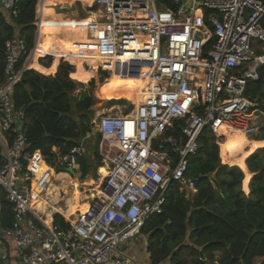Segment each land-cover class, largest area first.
I'll list each match as a JSON object with an SVG mask.
<instances>
[{"label":"built area","instance_id":"2783aa9c","mask_svg":"<svg viewBox=\"0 0 264 264\" xmlns=\"http://www.w3.org/2000/svg\"><path fill=\"white\" fill-rule=\"evenodd\" d=\"M19 1L0 0V8L17 17ZM87 6H95L89 11L95 17L85 24V40L74 44L82 68L94 70L101 84L115 72L141 79L143 101L129 102L124 112L101 109L92 131L65 154L53 149L56 158L48 164L39 151H26L24 113L12 101L27 69H15L27 53L25 43L20 37L6 43L0 189L13 221L0 228V264H138L121 248L162 212L171 188L187 199L196 194L199 182L186 172L203 134L219 147L223 129L250 140L263 130L264 113L248 88L264 67V0H87ZM36 21L34 47L40 37ZM94 136L100 195L69 219L58 213L67 228L54 223L55 212L47 225L33 207L45 198L36 188L46 185L51 170L69 176V169L80 177L79 160L90 154ZM38 161L49 169L37 174ZM18 181L24 185L17 187Z\"/></svg>","mask_w":264,"mask_h":264},{"label":"trees","instance_id":"16d2710c","mask_svg":"<svg viewBox=\"0 0 264 264\" xmlns=\"http://www.w3.org/2000/svg\"><path fill=\"white\" fill-rule=\"evenodd\" d=\"M37 1L20 0L17 17L0 8V85L5 81L6 43L15 37H20L25 43L27 53L20 57L16 71L22 70L34 47ZM75 6H78L77 0H41L37 6L39 41H43L47 32L52 30L50 33L59 38L67 34L70 40L79 42V32L75 27L78 17L72 15ZM67 10L74 25H68L60 17ZM51 12H57L60 16L56 22L47 25L44 19ZM75 50L68 40L63 45L56 40H48L40 46L38 55L42 53L39 58L37 55L31 66L42 67L43 70L30 67L22 73L13 88V105L24 113L22 129L27 138L26 151H39L51 165L56 158L53 149L65 154L91 131L89 123L94 116L90 111L91 99L86 95L78 99L75 95L77 84L70 75L80 82L87 81L91 76L72 61L71 56L81 61L75 56ZM37 58L40 63H37ZM63 59H68L74 65L73 73L68 68L73 65L69 63L67 67L62 63ZM259 74V80L249 86L248 95L257 100L264 113V67ZM122 79L125 81L118 79L102 96L123 99L135 105L137 83L132 78ZM223 134V141L234 143L240 139L231 131H223ZM7 138L10 143L11 137ZM253 140L261 142L262 146L246 159L245 178L248 179L250 173L252 176L245 180L241 169L220 163L215 138L203 134L200 139L202 148L190 160L186 172L187 178L199 182L196 194L187 199L179 193L178 187L171 188L162 212L151 217L141 229L150 264H186L184 253L190 255L192 264H264V130ZM97 142L98 137H95V142L89 148L90 155L79 160L81 179H85L89 172L97 177L96 169L100 162ZM235 145L238 147V144ZM1 162L0 147V165ZM37 166L48 170L40 161ZM48 172L55 175L53 171ZM213 173L215 177L210 178ZM202 176L203 179L200 178ZM33 207L36 208V205ZM37 209L43 210V207ZM12 221V205L0 189V228L9 227ZM54 223L61 228L68 227L60 215L54 217Z\"/></svg>","mask_w":264,"mask_h":264},{"label":"rangeland","instance_id":"374dc122","mask_svg":"<svg viewBox=\"0 0 264 264\" xmlns=\"http://www.w3.org/2000/svg\"><path fill=\"white\" fill-rule=\"evenodd\" d=\"M39 2H40V0H38L37 4H36L35 22L34 23H37V21H36V19L38 17L37 5H38ZM84 3H86V2H84ZM56 10H58V9H56ZM74 11L76 12V15H75ZM83 11H84L83 7L81 6V9H80L79 5L75 6V9H74V7L72 9V15L74 16V18L78 17L77 21L75 23V27L77 28V30L79 32V38H80L79 42L84 41V38H83L84 37V33H83V31L85 30V28L83 27V21H82V17L84 16L83 15ZM65 14H70V12L67 10V11H65ZM34 42H35V39H34ZM69 51H71V50H69ZM71 59H72V61H74L75 64H77V66L81 65L80 63L82 61L75 60L73 56H71ZM26 62H27V60H25L23 66L26 64ZM38 62L40 63V61H38ZM93 62L94 61L89 63V65L92 67V69H93V64H94ZM62 63H64V65H66L67 67H68V65L71 64V62L68 59H63ZM80 67L82 68V65ZM68 68H69V70L72 73L74 72V66L70 65V67H68ZM84 72L91 76L85 83L73 79V77L71 76L72 74L70 75L71 80L76 82V84H77V90L75 91V95L78 97V99H81L82 96L86 95V97H89L91 99V104L92 105L96 106V104L101 101V102H104V106H103L104 108L114 109L115 111H118V109H119V110H121V112L125 111L127 105H126V103H121V101H124L123 99H116V98H113V97L102 96V94L104 92L103 89L105 88V85L102 84L101 86H99L101 83L100 84L97 83V81L95 79V76L93 78V75H96V72L94 70H92L90 72L84 70ZM117 76H118L117 74H113L110 77L109 83H107V86L109 85L111 87V85H113L114 82L118 81V79L120 81H123V80L125 81V79H120ZM128 80H130V79H128ZM134 80H136V79H134ZM263 91H264V89H263ZM112 101H115V103H113ZM259 111H261L260 108H259ZM96 115H94L92 117V119L90 120V123H89L91 131L93 129V124H94V121L96 119L95 118ZM261 116H262V120H264V114L261 115ZM263 130H264V126H263ZM239 138L240 139H239L238 142H234L235 144H238V147H236L237 145H235L234 143H230L228 141H224V142L220 141L219 142V147H218L219 148V159H220V163L222 165H228L230 167H233V166L238 167L239 169H241V171L243 172V175H244V173L246 172V168H247L246 164H245L246 159L250 155L255 153L258 150L257 147L262 146V144H261V142H256L254 140H243V138L242 139H241V137H239ZM94 142H95V136H94L93 140L91 141V144H93ZM260 149H262V148H260ZM55 172H58V171H55ZM49 174H50V176L52 175L50 172H49ZM69 176L71 178H76L77 181L80 184H84V182L88 178H91L93 181H96V182L98 181L97 174H96L97 177L95 178V176H94V174L92 172H89L88 176L85 179H81L80 177H77L76 174L72 175V174L69 173ZM251 176H252V174L250 173V176L248 177V179L245 178V175L243 176V178L245 180H249ZM23 185H24L23 181H18L17 182V186L18 187H21ZM241 188H242V191H243L242 185H241ZM78 190L81 191L82 193H84V195H91V193H92L90 191L91 189H89V188L85 189V188H83L82 185H80L78 187ZM85 192H86V194H85ZM92 199H94V198H90V199H88L86 201H83V202L85 204H87ZM38 205H40V204H38ZM38 211L40 213H43V214L45 213L44 216L48 217L46 219L47 220L49 219V221H51V218L49 217V216H51V213L48 212L46 208L45 209L43 208V210L41 209V210H38ZM123 248H125L124 253L127 256H131L133 259H135V261L138 264H148L147 261H146L147 260V257H146L147 256V253H146V239H145L144 236L139 235L137 238H134L132 240L127 241L125 243V245H123V247L121 249H123ZM184 258L186 260V264H192V262L190 261V255L188 253H184Z\"/></svg>","mask_w":264,"mask_h":264},{"label":"bare ground","instance_id":"6f19581e","mask_svg":"<svg viewBox=\"0 0 264 264\" xmlns=\"http://www.w3.org/2000/svg\"><path fill=\"white\" fill-rule=\"evenodd\" d=\"M86 1L87 0H84V2H86ZM84 2L82 4L83 10H84V6L83 5H86V3H84ZM90 15H93L91 17L92 19L95 17L94 13H90ZM86 23H87V21L85 22V24ZM68 25H74V22L72 20H70L68 22ZM67 40L69 41V43L71 45H74L76 43L75 41H72L70 39H67ZM91 61H94V60L92 59ZM110 77L104 83H102L103 85H105V88L103 89V91H108L109 90L110 86L109 85L107 86V83H109ZM120 79H122V77H120ZM137 80H138L137 99H138L139 102H137L135 105H139L140 103H142V101H143L142 90L145 87V84L143 83V81L141 79L137 78ZM85 82L86 81H84V83ZM102 84H100L99 86H101ZM223 131H231V130L223 129L222 133H223ZM231 132L237 134L239 137H241V139L243 138V140H250V139L246 138L240 132H237V131H231ZM101 175H105V174L102 173ZM80 185H82L83 188H85V189H88V188L91 189L90 190L92 192L91 195H84V193L79 191L78 187ZM98 185H99V182L98 181L97 182L93 181L91 178H88L84 182V184H80L77 181V179L70 178L69 176H67L65 174L52 175L51 179L48 180L46 185H44V186H42L40 188H36V193L43 192L44 197L46 198V199L45 198L43 199L44 200V202H43L44 204L43 205L46 207V209L50 210V213H54V212L55 213H59L64 218L69 219V218L73 217L76 214L77 211L82 209V205L81 204H82L83 201L92 198L93 195H94L93 198H95V197L100 195L99 192L95 193L96 189H98ZM61 194H65L66 195L64 199H61L59 197V195H61ZM85 194H86V192H85ZM86 208H87V204L84 205L83 209L80 212L85 211ZM44 222L47 225H50V223L46 219V217H44Z\"/></svg>","mask_w":264,"mask_h":264},{"label":"crops","instance_id":"0c3cea01","mask_svg":"<svg viewBox=\"0 0 264 264\" xmlns=\"http://www.w3.org/2000/svg\"><path fill=\"white\" fill-rule=\"evenodd\" d=\"M83 2H84V0H77V3H78V5H79V7H80V9H81V6H82V4H83ZM84 6V11H83V17H82V21H83V27H85V22L86 21H89L90 19H92L91 17L93 16V15H90V13H92V12H90L89 13V11H86L85 10V5H83ZM43 11H45V9L43 10ZM59 13H57V12H51L50 13V15L48 16V17H46L45 19H44V21L47 23V25H50V24H53L54 22H56L57 21V19L59 18V16L62 18V20L65 22V23H67V22H69L70 20H71V17L69 16V14H65V13H62V14H60V15H58ZM52 31V30H51ZM51 31H49V33L47 32V34H46V36H45V39L42 41V39H41V41H39V42H37V44H36V47L34 48L33 47V49L31 50L32 52H34L33 53V56L31 57V60H30V58L28 57L27 58V61L29 62L28 64H25L24 66H26L27 65V69L26 70H29L30 69V67L32 66V64H33V62L35 61V59H36V57H37V55H38V53H39V48H40V46H43L48 40H56V41H58V42H60L62 45H63V42L65 41V40H67V39H69L70 37H69V35H67L66 34V32L64 31L63 33H65L66 35H62L61 36V38H63V39H61V38H59V37H57V36H55V35H53V32L52 33H50ZM42 33H43V30L41 31ZM83 33H84V40H85V30L83 31ZM41 37H42V35H41ZM42 53V52H41ZM40 53V54H41ZM40 54L38 55V58H39V56H40ZM70 55V54H69ZM38 58H37V63H39L38 61ZM30 60V61H29ZM81 64V63H80ZM40 66V65H39ZM81 66V65H80ZM41 67V66H40ZM29 68V69H28ZM31 68H37V69H40V68H38V67H31ZM40 70H43L42 69V67H41V69ZM114 74H116V72L114 73ZM118 78H120V76H117ZM136 83H137V92H136V95L134 96L135 97V104L137 103V102H139L138 101V99H137V93H138V80H137V78H136ZM255 141V140H254ZM222 142H224V141H222ZM229 142V141H228ZM88 155H90V154H88ZM46 168H48L49 169V167L46 165V164H44V163H42ZM39 171H41V173H42V171H44V170H42V169H40L39 168ZM51 171H55V170H51ZM102 173H104V170L103 169H100L99 170V174H102ZM52 176V175H51ZM68 176V175H67ZM71 178V177H70ZM76 179V178H75ZM97 191H95V193H96ZM94 193V194H95ZM93 197H94V195H93ZM92 197V198H93ZM82 205V209H83V207H84V205L85 204H81ZM40 208V207H43L44 209L46 208L43 204H40V205H38V204H36V210L38 211V209L37 208ZM82 209H80L79 211H81ZM48 210V209H47ZM48 212H50L49 210H48ZM44 215H45V213H44ZM46 218H48L47 216H45ZM50 217V216H49ZM48 221H49V219H48ZM51 221H49V223H50ZM125 250V248H123V251ZM131 257V256H130Z\"/></svg>","mask_w":264,"mask_h":264},{"label":"water","instance_id":"95a60500","mask_svg":"<svg viewBox=\"0 0 264 264\" xmlns=\"http://www.w3.org/2000/svg\"><path fill=\"white\" fill-rule=\"evenodd\" d=\"M85 9H86V11H95L96 8H95V6H87ZM135 76H137V74ZM96 81H97V83L100 84V82L98 81V79H96ZM124 101H125L126 104L130 105L128 101H126V100H124ZM103 106H104V102H101L100 101V102H98L96 104V106L95 105H91L90 106V111H92L93 114L96 115L101 109L104 108ZM67 172L70 173V174H72V175H74V173L71 170H69V169L67 170ZM214 177H215V173H213V174L210 175V178H214ZM200 178L203 179L204 177L202 176ZM54 215L56 216V215H59V214L58 213H55Z\"/></svg>","mask_w":264,"mask_h":264},{"label":"clouds","instance_id":"9594fccd","mask_svg":"<svg viewBox=\"0 0 264 264\" xmlns=\"http://www.w3.org/2000/svg\"><path fill=\"white\" fill-rule=\"evenodd\" d=\"M253 140V139H252Z\"/></svg>","mask_w":264,"mask_h":264}]
</instances>
